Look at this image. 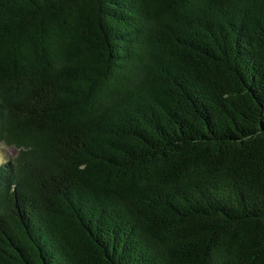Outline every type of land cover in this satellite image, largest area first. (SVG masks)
<instances>
[{
	"label": "trees",
	"instance_id": "1",
	"mask_svg": "<svg viewBox=\"0 0 264 264\" xmlns=\"http://www.w3.org/2000/svg\"><path fill=\"white\" fill-rule=\"evenodd\" d=\"M0 264H264V0H0Z\"/></svg>",
	"mask_w": 264,
	"mask_h": 264
},
{
	"label": "rangeland",
	"instance_id": "2",
	"mask_svg": "<svg viewBox=\"0 0 264 264\" xmlns=\"http://www.w3.org/2000/svg\"><path fill=\"white\" fill-rule=\"evenodd\" d=\"M15 149L13 147H8L5 145H0V163L4 160H8L15 154Z\"/></svg>",
	"mask_w": 264,
	"mask_h": 264
}]
</instances>
